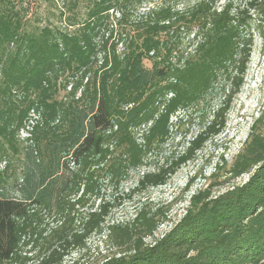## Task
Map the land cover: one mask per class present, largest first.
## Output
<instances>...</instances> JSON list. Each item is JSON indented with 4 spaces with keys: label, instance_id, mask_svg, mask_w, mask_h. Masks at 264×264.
Wrapping results in <instances>:
<instances>
[{
    "label": "trees",
    "instance_id": "obj_1",
    "mask_svg": "<svg viewBox=\"0 0 264 264\" xmlns=\"http://www.w3.org/2000/svg\"><path fill=\"white\" fill-rule=\"evenodd\" d=\"M80 2L84 16L25 31L13 0H0V264H264L256 122L224 170L247 179L193 191L176 220L146 201L114 220L121 202L100 196L104 181L116 188L162 151L182 121L172 115L201 105L203 130L138 174L126 198L166 184L223 129L262 0H62L59 19ZM215 169L214 179L224 167ZM94 236L107 250L88 256Z\"/></svg>",
    "mask_w": 264,
    "mask_h": 264
},
{
    "label": "rangeland",
    "instance_id": "obj_2",
    "mask_svg": "<svg viewBox=\"0 0 264 264\" xmlns=\"http://www.w3.org/2000/svg\"><path fill=\"white\" fill-rule=\"evenodd\" d=\"M245 1L237 0V5L243 4ZM13 2L21 14H23V29L25 31H32L36 27L46 25L62 27L61 20H67V17L72 12H75L76 15L84 16V12L86 11L85 3L80 2L77 8L73 9V11H66L62 18L59 19L62 0H13ZM262 2L264 3V0ZM138 14V11L133 12L130 19L138 17ZM253 18L255 19L252 22L253 44L244 82L240 91L231 100L223 129L217 135L208 139L202 149L196 153V158L183 165L170 177L166 184L151 187L144 192L133 195L130 199L126 198L125 194L134 185L138 174L142 171L154 170L171 152L178 153L182 151L186 146V142L182 144L183 141L194 137L203 130L204 118H202L203 109H201V105L189 111H180L172 115L171 120L173 122H176L177 118H181L182 121L177 125V128L173 127V137L171 136L168 142L164 144L160 153H152L147 164L139 170H131L128 176L116 188L113 187V184L106 181L103 182L100 191L101 198L104 200L118 198L117 201L121 202L120 207L112 211L111 218L114 220L127 219L133 212L134 204L146 201L152 204L161 203L169 205L171 209L168 212V217L171 220H176L183 214L187 198L193 191L205 188L209 183L215 181L220 185L213 189L215 193L227 186L244 182L247 179L248 175L242 174L234 180H226L228 176L224 170L228 169L234 155L242 148L252 124L256 122L257 125H260L261 130L264 127V14L257 15L255 12ZM110 19L115 21L116 15L111 13ZM68 28L69 30L73 29V27ZM62 94L60 92L58 97ZM222 99L223 93L217 88L212 100H210L211 110L216 108ZM262 132L264 133V130ZM20 136H26L25 129L20 131ZM20 156L23 157V154L21 153ZM222 159L225 160L226 164H223ZM217 163L223 165L224 169L220 170L219 175L214 179L210 177V174L217 171L215 169ZM3 164V162L0 163V168ZM19 164L20 162L17 160L12 163L14 167ZM190 178H192L191 183L189 182ZM186 186H189L188 190L184 189ZM168 229L169 226L166 224H162L159 227L160 231H167ZM88 246L90 249L88 256H94L97 251L107 250V246L103 244L102 247L95 236L88 240ZM88 258L86 257L85 260H88Z\"/></svg>",
    "mask_w": 264,
    "mask_h": 264
}]
</instances>
